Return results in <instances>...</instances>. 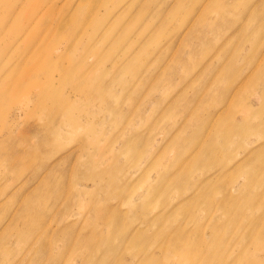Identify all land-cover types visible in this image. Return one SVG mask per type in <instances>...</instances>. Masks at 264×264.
Wrapping results in <instances>:
<instances>
[{
	"label": "rangeland",
	"instance_id": "374dc122",
	"mask_svg": "<svg viewBox=\"0 0 264 264\" xmlns=\"http://www.w3.org/2000/svg\"><path fill=\"white\" fill-rule=\"evenodd\" d=\"M119 1L114 0L104 10V0H97L83 9L85 15L81 17V23L70 19V10L57 30L60 38L80 28L72 47L66 49L68 57L73 59L83 55L86 59L77 65L80 73L91 70V76L96 78L108 71L104 80L116 79L99 86V97L85 98L80 91L70 92L74 85L69 74H64L61 79L58 78L61 74L56 73L58 79L54 84L61 90L62 97L55 105L62 106L63 98L77 105L71 112L62 109L63 115H57L50 123L54 135L60 133V138L50 141L59 152L37 163L30 152L24 158V164L8 168L7 162L12 158L6 147L2 151L0 148V220L8 210L12 209L13 213L35 188L41 187L43 178L29 180L19 189L31 172L40 166L52 168L60 162L67 175L64 178L60 175L55 183L62 181L67 190L59 207L64 205L70 212L61 223L71 222L74 233L81 235L91 234L93 226L103 234L106 244L98 240L100 250L96 243L78 247L71 242L61 246L58 239L64 234L53 222L45 239L35 243L36 235L27 245L25 239L29 233L20 229L18 234L16 230L23 226L22 223L16 226L15 222L3 229L11 220L9 216L0 226V264H137L131 262L135 259L133 252L115 236L119 230L136 229L143 231L144 240L152 241L150 251L160 245L158 264H264V177H260L264 165L260 172L250 176L240 171L231 174L238 163H244V167L264 158V153L249 156V151L264 144V138L256 135L243 138L249 132L264 128V0H136L123 17L114 21ZM55 4L59 5L61 1L56 0ZM87 11L91 13L87 14ZM99 15L109 16V36L83 52L87 40L84 41L83 33L91 30V23ZM37 18L11 47L7 35L0 34V68L4 65L0 79L19 64L21 56L14 50L17 46L30 44L33 39L31 28ZM150 21L154 23L147 26ZM1 24L0 19V32ZM12 24L8 21L5 31ZM42 28L39 24L35 29ZM51 36L54 51L59 44V49L66 48L61 38L57 41L58 38ZM253 47L256 50H252ZM50 51L51 48L44 50L42 55H48ZM144 51L146 53L142 54ZM133 58L135 66L122 71L119 66ZM254 60L260 64L256 69L251 66ZM112 61L116 65L111 64ZM31 71L28 67L25 74ZM135 72L137 74L133 76ZM19 81L18 77L0 80V92L8 93L6 97L2 94L0 100V131L6 130L13 118L20 120L19 126H11L10 143L16 141V132L24 126L40 124L47 119L44 112L33 107L30 98L32 89L39 83ZM12 85L20 87L11 90ZM91 85L96 86L89 79L82 83V87ZM227 91L226 102L217 105ZM212 110L217 112L214 125L210 122L205 126ZM223 111L224 116L216 121ZM60 121L64 124L58 126ZM232 123L241 127L233 129ZM191 138L197 139L199 146L204 145V148L216 146L217 161L222 160L227 168L223 175L213 168L204 173V178L211 175L218 185L232 190L234 195L238 194L239 188L253 181V187L243 190V198L228 203L226 212L218 205L208 208L191 198L194 194L207 195L206 190L196 186L203 174L197 167L212 164L204 148L198 156L196 149L187 148V140ZM32 141L36 139L31 138L30 144ZM130 141L134 144L132 148L127 147ZM238 142L246 151L236 149ZM228 151L230 153L226 155ZM182 160L184 162L178 166ZM29 163L32 165L25 178L2 194L14 178V172L26 169ZM90 175L96 178L90 179ZM81 176L85 178L77 180ZM157 177L160 182L156 186ZM183 177L186 178L183 182L186 189L180 195L181 187L176 185ZM119 192L121 197H117ZM257 193L259 195L254 196ZM11 194L17 196L15 201L8 200ZM221 197V193L213 195L215 201ZM44 198L50 201L49 192ZM39 199L30 197L28 204L41 208L44 203ZM185 206L188 212H184ZM158 209L160 222H155ZM59 212L57 208L55 214L59 216ZM96 212L114 219L119 216L118 229L113 233L96 224L93 220ZM142 220L144 222L140 223ZM180 231L191 237L190 242L182 249H171L170 240ZM156 234L159 237L155 240ZM196 234L203 235L208 242L207 247L215 256L213 261L192 262L197 260L194 259L197 252L200 257L209 255L208 251L201 252L200 243L192 241ZM110 245L115 246L110 249L115 257L102 253ZM219 245L224 247L223 252ZM91 254L96 255V260L108 258L106 262H81L80 257L76 258Z\"/></svg>",
	"mask_w": 264,
	"mask_h": 264
},
{
	"label": "bare ground",
	"instance_id": "6f19581e",
	"mask_svg": "<svg viewBox=\"0 0 264 264\" xmlns=\"http://www.w3.org/2000/svg\"><path fill=\"white\" fill-rule=\"evenodd\" d=\"M56 0H14L11 2V0H0V19L3 21V24H1L2 29L1 33L7 35V39L9 41L8 46L11 47L16 40H19V38L24 34V32L31 26V22L37 18V22L34 24V26L31 28V37L33 39L30 41V44L25 47H16L14 52L18 53V56H21V60L19 61V64L17 66L12 67L8 73L4 75L3 78L0 80H6L9 81L11 78H19L20 83L23 79L24 80H33L36 83H39L38 85L34 86L32 89L30 98L33 103V107L35 109L40 110L42 113L44 112L47 115V119L44 120L40 124H35L32 126H24L21 130H18L15 134V142H8V139L13 136V129L11 128L12 125L19 126L20 120L18 118H13L10 122V124L5 128L6 130L2 129L0 131V148L1 151L6 147L9 151L10 157L12 158L11 162H7V167L11 168L15 164H21L24 161V158H26V155H28L30 152L33 155V160L36 161V163L41 159L51 158L52 156L56 155L59 152V149L54 148L50 141H54L56 137L60 138V133L55 134L54 128L51 126V122H53L54 118L57 115H63L62 109H65L66 111L71 112V110H74V107L77 105L73 103L71 100H67L66 98H63L62 106L58 107V105H55L57 103V100H60L62 97L61 90L58 89L56 84V79L61 78L64 76V74H69L68 78H70V81L74 85V88H70V92L74 94L75 93H82L84 94L85 98H90L93 96H100L101 95V89L99 86H105L107 84L108 80H112L114 77H110L107 80H104V76H108V71L105 72L103 75H98L96 78H93L90 74L89 70L85 73H80L77 65L81 64L86 61L84 59L83 55H79L77 58H70L66 55V49H70L72 47V43L77 38L76 34H78L79 27L75 29V31L70 32L65 35H61V39L63 43L66 46L64 50L59 49V46L57 45L56 50L52 49V46L50 42L52 41V38L50 36H54L58 38L57 30L59 27L63 24V19L67 13L72 11L70 19L73 21L80 22L81 17L85 15V11L83 9H86V7H90L96 3L97 0H60L61 4H55ZM114 0H104V10L109 7V5L112 4ZM136 0H120L117 7L118 11H116L115 14V20H119L121 17L124 16V14L127 12V10L130 9V5H133ZM100 7V6H99ZM176 8V7H175ZM172 9V11L175 10ZM98 7L95 8V12L97 11ZM91 13V11H87V14ZM8 21H12L14 24L9 26V29L5 31V26H8ZM110 19L109 16H97L95 21H93L90 25L91 30L88 32L83 33V39L86 40V46L83 50L87 51L89 46L94 43H97L100 39L103 37H108L110 33L109 29V23ZM81 23V22H80ZM109 23V24H108ZM154 21H150L147 26L153 24ZM39 24L43 26L42 29L37 30L35 29ZM84 24V22H83ZM108 24V25H107ZM107 25V26H106ZM73 27H76L74 25ZM82 28V27H81ZM143 33V32H142ZM141 33V34H142ZM51 36V37H52ZM50 38V39H49ZM58 38L57 41H61V39ZM86 38V39H85ZM62 43V44H63ZM37 44V45H36ZM36 46V47H35ZM64 47V45H62ZM68 47V48H67ZM51 48V51L48 55H42V51L49 50ZM252 50H256V47H253ZM254 51L253 53H255ZM146 51H144L142 54H145ZM252 53V54H253ZM251 54V55H252ZM133 58L132 60H129L125 64L120 65L122 71H125L129 67L132 68L135 66ZM111 64H115V62H111ZM116 65V64H115ZM114 65V66H115ZM260 65L259 62L253 61L251 62V66L256 69L257 66ZM31 68L32 71L29 74H25L26 68ZM4 68V65L0 68V74L1 69ZM137 71V70H133ZM60 73L58 75V78L55 77L56 73ZM254 72V71H253ZM137 72L133 74L135 76ZM62 79V78H61ZM93 80V83L97 86H88V87H82V83L87 80ZM60 80V79H59ZM113 82L116 81V79L112 80ZM129 82V80L126 82V84ZM18 87L16 85H12L11 90H17ZM80 91V92H79ZM5 92H0V100L2 99V94ZM227 94L223 96V98L219 101L217 105H222L226 102L228 98L229 91L226 92ZM8 93H5L6 97ZM32 108V109H34ZM62 112V113H61ZM111 112V111H110ZM139 112V111H138ZM160 112V110H159ZM17 113H20V110L17 111ZM216 111L212 110L209 112L208 117L205 121V126L209 124L210 122H213V118L216 115ZM139 114V113H138ZM225 112H220V115L215 118L217 121L218 119H221L224 116ZM141 117V114H140ZM65 121V119H64ZM63 121H60L58 126H61L64 124ZM62 123V124H61ZM244 123L242 122L241 125ZM214 125V123H212ZM240 124L232 123L231 127L233 129L238 130L241 127ZM60 130V129H59ZM257 132H249L245 136H243L244 139L248 138L251 135H256L258 138H264V128L258 129ZM31 138L36 139V141H32L30 144ZM30 144L28 147H23ZM133 143L130 141L127 143V147L130 148L133 147ZM189 149H196L195 155L198 156V154L203 150L204 145L199 146V143L197 142V139H189L187 140V144ZM199 147V148H198ZM198 148V149H197ZM236 149H241L243 151H246L245 146L241 144V142H238L236 144ZM204 151L207 153L209 158L211 159L212 164L208 165H199L197 167L198 169H201L202 175L201 177L196 181V186L200 187L201 189L206 190L207 195L200 194L199 196H196L194 194L191 198L196 199L199 203L205 204L208 208L218 205L219 208H221L224 212L227 211L228 203L231 200H234L237 202L239 198H243V190L250 189L253 187L252 180L249 182L248 185L243 186L241 189L239 188V192L237 195H234L232 190H226L225 186H220L216 183V180L213 177L207 176L206 178L203 177L205 172H211L213 168H216L220 170L218 174L222 175L225 172L226 166L223 165V161L220 162L217 161V153L216 152V146L208 145L206 148H204ZM250 152L249 156H253L254 154H261L264 153V144H260L256 149H253ZM229 151L226 152V155H229ZM195 155L193 156L192 160L195 159ZM225 155V154H224ZM65 156V155H64ZM261 156V155H260ZM60 158L62 156L60 155ZM197 158V157H196ZM234 159V158H233ZM45 162V161H43ZM42 162V164H43ZM65 162V161H64ZM184 162V160L179 161L178 166ZM35 163V164H36ZM10 164V165H9ZM24 164V163H22ZM46 164V163H45ZM60 162L56 163L52 166V168L48 166H40L35 169V172H31L29 176L27 177L26 181L21 185V188H23L29 180H39L40 178H43V183L41 187L35 188L31 194H28L29 197L21 202V204L18 205L17 209L12 213V209L8 210L6 214L3 216V218L0 220V226L2 223V220L6 219L7 217L11 216V220L9 223L3 228L6 230L11 224H14L16 222V226L19 223H22V227L16 228L17 233H21L20 229L23 231H26L29 233L28 237L25 239V242L27 245H30L31 241L33 240V236L37 235V239L35 243H37V240L42 241L41 239H45L47 236V233L50 231V225L55 222L58 225L57 230L59 229L61 231V234H64L63 236L60 235V240L62 245L64 246L65 243L71 244L73 242L76 244L75 246H84L88 244H95L98 240L100 242L106 244V242L103 239V234L96 231V228L92 226L91 228V234L81 235L80 233H74V224L71 222H67L63 224L61 223L62 220H64L67 216H69L70 212L68 207L62 206V208L59 207V205L62 203V198L65 195L66 192V186L63 185V182L55 183L57 180L56 178L59 177H66L67 172L63 170L64 168L60 167ZM244 163H238L235 166L234 171L231 172V174L235 172H242L245 173L247 176H250L251 174H256L261 171L260 168L264 165V158L257 159L254 162L250 164H246V166L242 167ZM32 164L29 163L26 165V169L16 171L14 172V178H12L11 183L8 184V186L4 189V194L7 190L14 188V183L20 182L23 178H25L27 171L29 170L30 166ZM218 166V167H216ZM90 167H92V164H90ZM40 169V170H39ZM39 170V171H38ZM204 170V171H203ZM41 171V173H40ZM264 177V171L262 170L260 173V177ZM187 177V176H186ZM85 176L79 177L77 180L84 179ZM90 179H95V175H90ZM97 178L99 179L100 176ZM172 180H175L173 178ZM186 178L183 177L176 186L181 187L178 191L182 192L186 189V183L183 185V182H185ZM160 182V177H157L156 186ZM154 186V185H153ZM154 186V187H156ZM158 189V188H154ZM195 191V190H193ZM49 192L50 194V201L48 199L44 198L45 193ZM112 192V191H111ZM216 193H221L222 197L219 201H215L213 198V195ZM191 194V193H190ZM259 195V193L254 194V196ZM16 195L11 194L8 198V200L15 201ZM19 197V196H18ZM30 197H39L38 201L44 203V206L41 208L38 207H32L28 204V199ZM117 197H121V192L118 193ZM132 197V196H131ZM145 197V196H144ZM144 199V198H143ZM143 204L140 205V207ZM59 208V216H61V219H59V216H57V213L55 214V210ZM178 208V207H177ZM176 208V209H177ZM140 209V208H139ZM179 209V208H178ZM177 209V210H178ZM176 210V211H177ZM184 212H188V207L185 206ZM157 219L155 222H160L158 219H160L158 216H160V209L156 211ZM95 219L96 224H101L104 227L108 228L114 233V229H118V220L119 216H117L115 219L108 214L104 213H97ZM39 218H41L39 220ZM144 220H142L140 223H143ZM154 222V221H153ZM151 223V222H150ZM136 226V225H135ZM200 230V229H198ZM1 235V233H0ZM172 236V239L170 240L171 244L169 245L171 249H182L184 246L190 242L191 237L188 235H185L182 231L179 233H174ZM184 235V236H182ZM115 236L121 238L120 242L125 245L129 250H131L134 254V258L131 262H138L137 264L144 263V264H158L159 258H160V245L157 244L155 248H153V251H150L148 248L151 246L152 241H148V239L144 240L143 231L136 229V230H130L129 232H126L124 230H119L115 233ZM112 237V236H111ZM159 234L154 235L155 240L158 239ZM196 243H200L202 246L201 252L208 251L209 255H203L200 257V254L197 252L194 255V259L192 262H210L213 261L214 255L210 252L209 247H207L208 242L205 240L204 236L201 234L194 235L193 240ZM127 242V243H125ZM157 243V241L155 242ZM101 243H96L98 249L101 248ZM215 245L216 242H215ZM218 246V245H217ZM219 247L223 248L221 245ZM115 248V246L110 245L109 248L104 249L102 253L107 256H114L110 249ZM156 248L158 249V252L155 251ZM155 249V250H154ZM167 249V248H166ZM215 249V247H214ZM161 250L164 251V248ZM72 257V253L70 254ZM77 257H80L81 262H106V259L108 258H101L96 260V255L91 254L88 257H84L82 255H77ZM74 258V257H73ZM86 260V261H85ZM3 262V261H2ZM121 262V261H120Z\"/></svg>",
	"mask_w": 264,
	"mask_h": 264
}]
</instances>
